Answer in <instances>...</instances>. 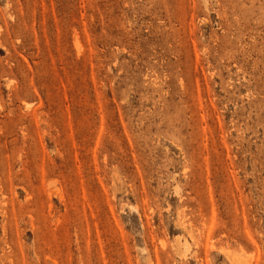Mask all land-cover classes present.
<instances>
[{"label": "rangeland", "instance_id": "1", "mask_svg": "<svg viewBox=\"0 0 264 264\" xmlns=\"http://www.w3.org/2000/svg\"><path fill=\"white\" fill-rule=\"evenodd\" d=\"M0 264H264V0H0Z\"/></svg>", "mask_w": 264, "mask_h": 264}]
</instances>
